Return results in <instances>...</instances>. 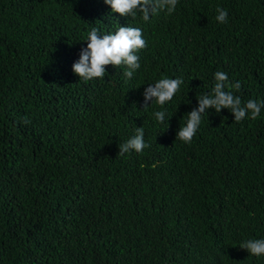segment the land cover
I'll use <instances>...</instances> for the list:
<instances>
[{
    "label": "trees",
    "instance_id": "16d2710c",
    "mask_svg": "<svg viewBox=\"0 0 264 264\" xmlns=\"http://www.w3.org/2000/svg\"><path fill=\"white\" fill-rule=\"evenodd\" d=\"M0 264H264V0H0Z\"/></svg>",
    "mask_w": 264,
    "mask_h": 264
}]
</instances>
